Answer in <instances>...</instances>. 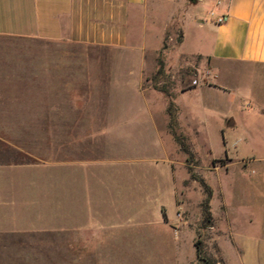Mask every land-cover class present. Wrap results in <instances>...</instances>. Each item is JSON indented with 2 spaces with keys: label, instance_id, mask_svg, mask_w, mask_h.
<instances>
[{
  "label": "rangeland",
  "instance_id": "rangeland-1",
  "mask_svg": "<svg viewBox=\"0 0 264 264\" xmlns=\"http://www.w3.org/2000/svg\"><path fill=\"white\" fill-rule=\"evenodd\" d=\"M220 5V0H175L162 7L171 20L147 24L145 42L139 37L129 49L51 46V58L82 63L66 69L80 71L74 91L81 97L64 101L65 118L78 119L90 132L0 133V160L42 161L52 171L59 160H82L80 168L72 166L78 176L67 209L81 205L83 212L74 218L95 221L96 207L118 209L128 199L123 218L170 238L158 251H176L177 264H264V118L248 96L227 103L222 93L192 94L196 86L212 83L213 62L190 54L207 48L198 45L191 16L200 25L212 22L209 13ZM220 78L240 93L250 84L240 74ZM170 101L172 130L185 151L171 134ZM223 126L234 129L230 133L239 140L225 145ZM207 190L211 222L203 226ZM102 218L118 220L111 212ZM3 246L0 264L28 263L24 241L5 245L17 253L11 260ZM56 247L50 243L51 250ZM122 249L113 248L116 254Z\"/></svg>",
  "mask_w": 264,
  "mask_h": 264
},
{
  "label": "crops",
  "instance_id": "crops-1",
  "mask_svg": "<svg viewBox=\"0 0 264 264\" xmlns=\"http://www.w3.org/2000/svg\"><path fill=\"white\" fill-rule=\"evenodd\" d=\"M174 1L0 0V133L88 131L78 119L69 122L65 118L64 101L81 97L74 91L80 71L66 69H80L82 63L51 58L50 47L133 48L139 37L145 42L147 24L154 27L161 19L171 20L173 15L162 7ZM220 1L217 12L227 15L225 23L200 25L191 16L198 45L207 48L190 54L213 62L209 71L212 83L196 86L192 94L222 93L227 103L248 96L250 106L264 118V0ZM232 73L249 77L250 84L241 93L220 78ZM72 106L77 107L75 102ZM221 128L225 145L239 140L230 133L234 129ZM81 163L59 160L57 171H52L42 161L0 160V247L4 245V257L17 256L6 244L24 241L22 254L27 264H177L176 251H158L160 243H170V238L156 237L144 223L123 218L128 199L118 209L96 207L95 221L74 218L81 214L82 206L71 205L70 210L67 205L75 200L72 180L78 175L72 172L78 170L72 166L80 168ZM110 212L118 220L102 218ZM50 243L56 244V251L50 249ZM116 247L123 248L120 254L114 252Z\"/></svg>",
  "mask_w": 264,
  "mask_h": 264
},
{
  "label": "trees",
  "instance_id": "trees-1",
  "mask_svg": "<svg viewBox=\"0 0 264 264\" xmlns=\"http://www.w3.org/2000/svg\"><path fill=\"white\" fill-rule=\"evenodd\" d=\"M166 95H167V97H170L168 94H166ZM172 107H173V104L170 101L169 102V107H168V110H167V113H168V116H169V119H170V130H171V134H172L173 138L175 139V141L177 143H179V145H181L180 142H179V139L177 138V136L175 135V133L172 130V124H171V122H172V113H171ZM181 149L183 151H185V148H184L183 145H181ZM206 194H207L206 195V199H205V201L203 202V205H202L203 226H208L209 223L211 222V216H210V212H209V208H208V201H209V198H210V191L207 190ZM195 249H196V255L198 257H200V255L202 253V247H201L200 241H198V240L195 242Z\"/></svg>",
  "mask_w": 264,
  "mask_h": 264
},
{
  "label": "built area",
  "instance_id": "built-area-1",
  "mask_svg": "<svg viewBox=\"0 0 264 264\" xmlns=\"http://www.w3.org/2000/svg\"><path fill=\"white\" fill-rule=\"evenodd\" d=\"M209 17L212 18L216 24H223L227 21V15L217 11H211Z\"/></svg>",
  "mask_w": 264,
  "mask_h": 264
}]
</instances>
